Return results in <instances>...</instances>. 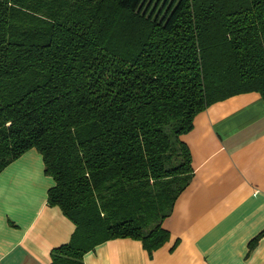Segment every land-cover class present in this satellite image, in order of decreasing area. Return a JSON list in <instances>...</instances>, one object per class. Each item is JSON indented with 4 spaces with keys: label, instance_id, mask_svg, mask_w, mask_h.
<instances>
[{
    "label": "trees",
    "instance_id": "obj_1",
    "mask_svg": "<svg viewBox=\"0 0 264 264\" xmlns=\"http://www.w3.org/2000/svg\"><path fill=\"white\" fill-rule=\"evenodd\" d=\"M251 91L264 99V0H0V172L42 154L47 202L75 224L51 264L114 238L162 247L194 173L181 136Z\"/></svg>",
    "mask_w": 264,
    "mask_h": 264
},
{
    "label": "crops",
    "instance_id": "obj_2",
    "mask_svg": "<svg viewBox=\"0 0 264 264\" xmlns=\"http://www.w3.org/2000/svg\"><path fill=\"white\" fill-rule=\"evenodd\" d=\"M181 138L194 173L163 221L169 240L150 256L140 240L110 239L85 264H264V99L251 91L217 101ZM54 184L36 148L0 172V264H51L70 240L75 224L47 202Z\"/></svg>",
    "mask_w": 264,
    "mask_h": 264
}]
</instances>
